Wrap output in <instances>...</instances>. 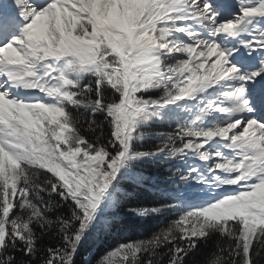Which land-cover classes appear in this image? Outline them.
I'll return each mask as SVG.
<instances>
[{
    "label": "snow or ice",
    "instance_id": "6c2138e0",
    "mask_svg": "<svg viewBox=\"0 0 264 264\" xmlns=\"http://www.w3.org/2000/svg\"><path fill=\"white\" fill-rule=\"evenodd\" d=\"M0 264H264V0H0Z\"/></svg>",
    "mask_w": 264,
    "mask_h": 264
},
{
    "label": "trees",
    "instance_id": "16d2710c",
    "mask_svg": "<svg viewBox=\"0 0 264 264\" xmlns=\"http://www.w3.org/2000/svg\"><path fill=\"white\" fill-rule=\"evenodd\" d=\"M146 199L148 200H154L157 199V196L152 194V193H146L145 194ZM160 199H163V197H159ZM159 218L157 217L155 220H153L152 218H146L141 220L139 217H137L134 221H130V223H132L134 225L135 229H139V230H147L149 227H151L154 223L158 222ZM171 221L169 220L168 223H170ZM210 248L212 250H216V245L215 242H213V244L210 246ZM88 249H84L83 254L87 255Z\"/></svg>",
    "mask_w": 264,
    "mask_h": 264
}]
</instances>
